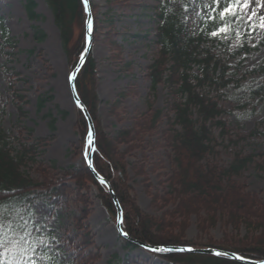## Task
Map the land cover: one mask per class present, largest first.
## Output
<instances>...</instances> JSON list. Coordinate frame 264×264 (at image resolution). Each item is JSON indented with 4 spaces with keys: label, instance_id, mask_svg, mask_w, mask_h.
<instances>
[{
    "label": "rangeland",
    "instance_id": "374dc122",
    "mask_svg": "<svg viewBox=\"0 0 264 264\" xmlns=\"http://www.w3.org/2000/svg\"><path fill=\"white\" fill-rule=\"evenodd\" d=\"M161 1L89 0L93 27L96 19L97 30L94 33L92 29L90 53L95 62L94 80L87 84L97 101L96 116L102 132L116 140L111 144L119 151H126L128 183L132 187L134 202L141 213L153 216H161L172 207L154 200L153 196L162 195L169 189L168 178L174 169L171 145L174 112L171 104L180 97L165 81L166 75L155 88L152 84L153 65L160 53L157 43L160 20L157 14ZM204 1L206 4L211 2ZM34 2L37 17L31 19L26 9L27 0H0V19L14 42V46H1L2 40L0 42V122L14 147L18 140L29 143L33 137L41 138L34 156L39 162H44L28 161L25 169L30 174L41 177L38 168L45 167V175L54 176V183L67 185L62 202L54 205V197L33 201L37 219L42 216L43 223L60 242L54 253L66 264L77 253L75 243L66 238L79 226L92 234L93 243L89 248L99 254L95 264H110L115 255L123 260L122 264L125 260L130 262L128 264H165L161 257L135 242V247L126 246L117 230V217H111L96 183L88 176H82L85 175L87 158L82 151L80 107L74 102L68 79L73 70L51 8L46 0ZM189 24L195 30L199 22L194 19ZM74 28L76 41L82 28L79 25ZM246 32L247 28L241 21L239 36L246 35L248 50L228 60V84L199 88L226 110L220 118L226 122L229 132L222 137L221 129L213 128L219 142L217 152L209 155L204 163L224 167L232 162L236 151L254 154V162L238 179L264 200V124H260L264 118V94L257 96L251 92L264 83V73H248L264 62V43L258 46L259 41L264 40V30L258 29L250 37ZM241 46L242 41L235 40L229 51ZM214 52L223 59L229 56L222 43H216ZM6 68H9L8 73ZM199 71L197 65L192 69L194 73ZM10 73L13 75L8 76ZM10 79H13V88L10 87ZM15 94L24 96V99L16 98ZM40 95L52 98L39 109ZM158 110L161 113L157 127L154 132L142 136L141 141L123 142L118 137L122 131L137 130L133 128L137 119L152 120ZM52 120L54 130L51 128ZM230 139L235 142H230ZM135 143L139 145L128 150L129 145ZM53 161L57 169L52 168ZM246 232L243 227L240 236ZM225 234L235 235L233 229L221 220L206 232L199 231L197 218L193 215L185 237L199 245L210 237L222 240ZM111 264H117L116 260Z\"/></svg>",
    "mask_w": 264,
    "mask_h": 264
},
{
    "label": "trees",
    "instance_id": "16d2710c",
    "mask_svg": "<svg viewBox=\"0 0 264 264\" xmlns=\"http://www.w3.org/2000/svg\"><path fill=\"white\" fill-rule=\"evenodd\" d=\"M46 2L60 29L62 44L73 70L86 46L87 12L82 0H46ZM205 4L204 0H195V2L193 0H163L157 14L160 20L157 29L160 53L152 69L153 88L165 79L166 75L165 81L169 83L171 90L180 95L179 100L171 104L174 112L171 123L174 169L168 178L169 189L162 195L153 196L154 200L162 201L165 206L172 205L161 216L141 213L131 194L132 187L128 183L126 151L116 149L111 144H114L116 140L102 132L99 126L96 116L97 101L87 84L89 80H94L95 74V62L90 54L77 73L75 86L81 101L92 116L96 129L93 166L110 183L122 208V229L129 237L154 246H190L193 248L199 246L222 249L235 252L246 259L261 261L264 260V200L238 179L254 162L255 155L236 151L232 162L224 167L204 163L209 155L217 152L216 147L219 142L213 128H220L222 137L229 132L225 125L226 122L220 118L226 110L199 88L213 84L218 87L227 85L229 82V79H226V72L229 68L228 60L248 50L246 35L242 38L239 36L240 22L232 25L233 31L227 39L213 38L210 35L215 28L209 19L210 15H215L211 11L213 0L207 4L209 7ZM35 5L34 0H27L26 9L31 19L37 17L34 11ZM200 9L202 12H199ZM194 19L199 22L195 30L189 24ZM77 25L82 30L75 41L74 27ZM96 30L95 19L94 33ZM1 40V46H14L8 29L0 19V42ZM235 40L242 41L243 46L229 51L231 43ZM216 43H222L226 47L229 53L226 59L215 54ZM263 43L264 40L259 41L258 46ZM167 65L168 68L165 67ZM195 65L199 67V73L192 72ZM5 71L8 73L9 68ZM248 73H264V62ZM12 75L13 73L8 74V76ZM10 80V87L13 88V79ZM251 92L257 96L263 95L264 83L252 89ZM14 96L20 100L24 99L22 95L15 94ZM51 98L50 95L48 97L40 95L39 109L43 107L47 99ZM79 112L81 115L79 123L83 132L82 151L84 152L87 147L88 122L80 108ZM160 113L161 110H158L149 121L146 118L137 119L133 127L137 130L122 131L118 137L123 139V142L133 139L141 141L142 136L154 132ZM53 122L54 120L51 122L52 130L55 128ZM260 124H264V118ZM31 131L32 129L29 130ZM31 140L29 143H22L18 140L17 146L14 147L12 139L0 122V198H10L7 199V203L14 207L24 220H29L28 210L36 198L54 197L55 205L64 200L67 187L63 182L54 183L55 177L49 173L45 175V167L38 168L41 177L33 176L25 169L28 161L39 162L34 155L42 140L34 137ZM230 142L235 141L230 139ZM138 145L130 144L128 150ZM42 162L44 160H40L39 163ZM85 163L83 172L85 175L82 176H88L96 183L101 192L103 204L111 217H117V208L107 187L97 181ZM52 168L57 169L55 161L52 162ZM140 171L143 172V170ZM80 180L81 178L77 179L78 182ZM193 215L197 218L199 231L206 232L221 220L233 229L235 235L225 234L222 240L210 237L204 242H199L198 245L185 237L189 219ZM22 223L23 221L17 220V227L19 228ZM243 227L247 232L240 236ZM28 228L32 230L31 221H29ZM173 230L177 232L174 233ZM66 239L75 243L77 251L75 258L72 257L68 264H95L99 254L89 248L93 243L92 234L89 231L79 226ZM122 239L128 248L137 246L132 240ZM151 252L156 257H161L165 264H246L229 256L217 257L213 254L173 250ZM49 255L61 260L54 251L46 250H41L39 256L35 258L42 264H48L40 257ZM113 260H116L117 264L123 262L117 255ZM113 260L109 263L111 264ZM128 263L130 262L125 260V264ZM62 264L66 263L62 261Z\"/></svg>",
    "mask_w": 264,
    "mask_h": 264
},
{
    "label": "snow or ice",
    "instance_id": "6c2138e0",
    "mask_svg": "<svg viewBox=\"0 0 264 264\" xmlns=\"http://www.w3.org/2000/svg\"><path fill=\"white\" fill-rule=\"evenodd\" d=\"M195 2V0H193ZM85 11H89V0H82ZM206 7H209L205 4ZM264 0H213L211 11L215 15H210L209 19L215 25L210 35L213 38L227 39L230 32L233 31L232 25L241 21L247 28V36H251L258 29L264 30ZM90 14V13H89ZM88 31H92V20L87 21ZM238 33V30H236ZM69 81L76 79V72L73 71ZM79 104V101H77ZM90 150H94V139L91 131L87 134V147L84 150L85 158L88 157ZM102 183H105L103 180ZM10 199V198H7ZM7 199L0 198V264H38L35 258L39 256L41 250L53 252L60 243L56 240L54 234L48 230L47 225L43 223L41 216L37 219V211L32 207L28 210L29 220H24L14 207L9 206ZM17 220L23 223L17 227ZM29 221L32 223V230H29ZM122 222V221H121ZM35 233V234H34ZM47 233V234H45ZM127 235V233H123ZM152 251H172V249L153 248ZM179 251H194L193 249H179ZM217 257L227 256V252H216ZM236 259L243 260V256H237ZM46 260L48 264H62V261L54 256L40 257Z\"/></svg>",
    "mask_w": 264,
    "mask_h": 264
},
{
    "label": "water",
    "instance_id": "95a60500",
    "mask_svg": "<svg viewBox=\"0 0 264 264\" xmlns=\"http://www.w3.org/2000/svg\"><path fill=\"white\" fill-rule=\"evenodd\" d=\"M90 5V4H89ZM90 13V14H89ZM87 20H86V47H85V50L77 64V66L75 67V69L73 71L76 72V76H77V73L78 71L80 70L83 62L87 59L88 55L90 54L91 52V46H92V31L89 32L88 31V26H87V21L89 19L92 20V29H93V17H92V13H91V10L89 9V11H87ZM72 71V72H73ZM71 72V73H72ZM70 86H71V90H72V94H73V99H74V102L75 104H77V106L80 107V109L83 111V114L85 115L86 117V120L88 122V127H89V131L92 132L93 134V139H94V150H95V135H96V132H95V127H94V122L92 120V117L89 113V111L87 110V108L85 107L84 103L81 101L78 93H77V90H76V87H75V80L74 81H70ZM77 101H79V104L77 103ZM94 150H90V153H89V156L87 157V165L88 167L90 168V170L92 171L93 175L95 176V178L97 179L98 182L102 183L101 181L103 180L105 183H102L104 184L114 203H115V206L117 208V230L119 232V234L126 238V239H129V240H132L133 242L135 243H138L140 244L141 246L145 247L147 250L149 251H152L151 249L153 248H162V249H172L173 251H177V252H189V251H179V249H193L194 251L192 252H198V253H210V254H213L215 255L216 252H227L229 257H232L234 259H236L235 257L239 256L233 252H228V251H223V250H219V249H216V248H203V249H198V248H193V247H190V246H152V245H147L145 243H142V242H139L137 240H134L132 239L131 237H129V235H124L123 233H125L122 229V226H121V221H122V217H123V212H122V209H121V206L116 198V195L115 193L113 192L112 188H111V185L110 183L103 177L101 176L94 168L93 166V158H92V155H93V151ZM236 260H239V259H236ZM239 261H244V262H248L250 264H264V260H261V261H246L245 259L243 260H239Z\"/></svg>",
    "mask_w": 264,
    "mask_h": 264
},
{
    "label": "bare ground",
    "instance_id": "6f19581e",
    "mask_svg": "<svg viewBox=\"0 0 264 264\" xmlns=\"http://www.w3.org/2000/svg\"><path fill=\"white\" fill-rule=\"evenodd\" d=\"M138 244V243H137ZM146 244V243H145ZM140 245V244H139ZM147 245H151V244H147ZM152 246H154V245H152ZM235 254H237V253H235ZM238 255V254H237ZM232 258V257H231ZM234 259V258H233ZM246 261H257V260H250V259H246V258H244ZM239 261V260H238ZM242 262V261H241ZM244 262V261H243ZM244 263H246V264H250V263H248V262H244Z\"/></svg>",
    "mask_w": 264,
    "mask_h": 264
}]
</instances>
